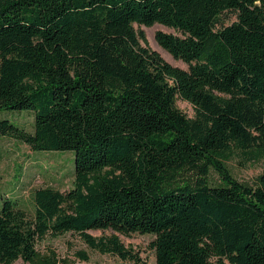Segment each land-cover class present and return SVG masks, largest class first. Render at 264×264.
I'll return each instance as SVG.
<instances>
[{
  "label": "trees",
  "instance_id": "trees-1",
  "mask_svg": "<svg viewBox=\"0 0 264 264\" xmlns=\"http://www.w3.org/2000/svg\"><path fill=\"white\" fill-rule=\"evenodd\" d=\"M156 24L179 32L156 40L187 70L136 28ZM2 111L32 112L35 131L0 119L1 136L73 151L75 170L33 214L0 188V264H77L39 248L68 233L137 264L119 235H154L156 264H264V173L227 165L264 159V0H0Z\"/></svg>",
  "mask_w": 264,
  "mask_h": 264
},
{
  "label": "rangeland",
  "instance_id": "rangeland-1",
  "mask_svg": "<svg viewBox=\"0 0 264 264\" xmlns=\"http://www.w3.org/2000/svg\"><path fill=\"white\" fill-rule=\"evenodd\" d=\"M237 20L234 13L228 12L222 17V23L227 26ZM146 34L149 47L157 51L168 63L181 69H188L187 64L175 59L164 50L156 40L157 32L179 35L172 28L156 24L152 27L136 26ZM178 107L188 117L195 116L194 107L183 100H178ZM0 119H8L17 127L34 133V114L30 111H2ZM73 151H32L25 143L0 135V188L4 198L15 200L18 205L30 214L35 212L34 193L36 190L52 188L68 192L74 186ZM229 169L240 181L254 184L258 176L264 173V159L250 161L243 154L237 153L227 163ZM211 179L219 181L216 172H211ZM97 238L110 237L112 231H90ZM124 246L141 259V264H156V252L152 247L154 235L133 234L119 235ZM42 251L55 250L60 258L70 259L77 264H137L131 260H123L119 256L102 254L91 249L79 234L68 233L58 238L48 237L39 246ZM86 252L90 261L82 262L77 253ZM16 264H28L18 261Z\"/></svg>",
  "mask_w": 264,
  "mask_h": 264
}]
</instances>
